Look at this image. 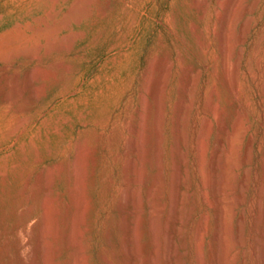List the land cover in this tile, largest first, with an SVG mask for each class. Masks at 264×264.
Returning <instances> with one entry per match:
<instances>
[{
    "label": "rangeland",
    "instance_id": "1",
    "mask_svg": "<svg viewBox=\"0 0 264 264\" xmlns=\"http://www.w3.org/2000/svg\"><path fill=\"white\" fill-rule=\"evenodd\" d=\"M222 1L226 3L228 0H208L207 14L201 20L198 11L200 8L194 4V0H0V172L7 173H0V264H31L38 239L37 220L41 218L39 216H42L43 210L39 204L34 205L35 200L28 197L26 190L42 174L48 172L56 178L51 190L52 204L50 203L52 206L56 205L53 206L55 213L52 212L51 205L49 210L52 212L49 217L52 219V215H56V218H49L48 221L49 229L56 228V231L53 233L52 229H48L51 233L48 234V239L60 247L61 238L58 237L63 236L61 228L65 229L67 226L65 215L70 207L68 181L72 177L73 182L83 186L85 184L84 187L88 188L82 186L83 191L87 190L84 192L87 196L83 192L82 195L84 194L88 203L85 201V205L91 208L89 228L82 239L83 264H103L99 256L103 249L113 259H122L124 264L130 262L123 250L125 233L115 223L119 218L111 206L106 209L103 207V200L106 187L114 179L117 182L120 179L121 169L116 167L114 158L124 151L123 142L130 135L128 122L137 115V108L142 103L141 97L146 91L145 80H149L148 101L151 102L148 103L150 107L148 104L146 107L149 108L150 116L146 112L145 126L148 127L142 132L145 136L146 132L150 136L151 128H155L157 104L152 101L153 86L159 90L158 99L162 98L159 101L162 103L160 130L165 162L162 202L166 206L169 203V183L173 172L171 147L173 149L175 108L181 98L182 84L185 82L194 86L188 90L191 86L186 84L190 106L184 134L190 184L184 191L191 207L190 214L188 213L191 217L189 216V221L185 219L187 224L183 225L187 242L184 264H198L195 231L201 220L206 221V231L199 243V248L202 249L199 262L220 264L217 256L212 254L217 248V217L209 187L208 163L223 118L230 125L238 118L243 119H240L243 135L235 143L238 145L236 150L234 147L237 168L231 176V184H234H230L233 190L230 196L237 194L234 190L240 189V180L245 173L247 178L246 186L242 189L244 201L234 206L228 215L229 227L233 231L238 227V219H243L241 235L244 236H241V245L232 242L231 248L236 246L231 249L233 259H229L228 264H264V257H261L264 253V0H241L234 13L232 53H239L242 57L240 74L237 75L239 78L231 75L232 80L239 79L234 81L239 84L236 83L239 86L237 98L228 92L216 76L221 72L217 14L223 12L225 5L221 7ZM253 2V10L246 13L247 7ZM245 21L250 24V28L245 34V41H239L240 25ZM196 25L205 31L206 38H200L204 42H199ZM231 60L233 64L234 57ZM74 90L77 94V107L64 101ZM212 90L217 95L214 97V109L210 110L205 103ZM74 108L76 109L73 110ZM77 113L83 114L84 118L80 119ZM205 117H209L211 121L202 142V149L205 151L202 171L207 177L205 195L208 197H202L200 179L195 169V139ZM26 119L28 123L25 134L18 138L12 136L17 124ZM67 119L73 120L72 126L65 122ZM56 126L62 127L61 134L55 132ZM145 136L142 138L148 145L145 146L146 142L143 144V152L147 148L151 149ZM248 145L250 151L246 156ZM77 156L82 158H76ZM244 156L248 157L247 163L243 161ZM146 170L152 172V176L157 173V170L150 167ZM89 180L92 182L90 185ZM137 187H142L141 192L145 189L142 184ZM87 205L84 206V211L79 209L75 212L77 220L86 218L87 214L82 212L88 211ZM58 206L61 207L60 211ZM30 207L36 214L29 222L28 232L29 236H33H30L33 246L22 255L18 250V240H21L19 237H22L23 231L21 221ZM141 211V214L144 212L141 216L145 218V209L142 208ZM142 217L140 224H143ZM56 219L57 224L54 223ZM78 224H74L75 232L79 231H76L77 228H85ZM55 225L60 226L61 230ZM107 228H113V244L105 241ZM142 235V240L138 242L141 246L137 243L136 247L146 251L141 254L144 256L148 254L149 247H146V234ZM177 242L180 240L177 239ZM115 245L119 253H115ZM73 252L74 249L63 246L54 257V262L68 264ZM143 258L139 256V264L144 263Z\"/></svg>",
    "mask_w": 264,
    "mask_h": 264
},
{
    "label": "bare ground",
    "instance_id": "2",
    "mask_svg": "<svg viewBox=\"0 0 264 264\" xmlns=\"http://www.w3.org/2000/svg\"><path fill=\"white\" fill-rule=\"evenodd\" d=\"M240 1L241 0H228L226 3L222 1L223 4H222V2H220L222 4L221 7H223L224 5L225 6L223 7V12H220L221 16L219 15L220 13H218V14L216 13L217 16H219L218 17V19H219V30H217L218 36L217 35L216 36L218 37V41H219V45H220L219 47H220V51H221L220 52L221 53V69H220L221 72L219 71L220 72L219 74H217L218 73L217 71H215V72L217 74L216 76L218 77L219 82L228 90V92L231 95H233L236 98L239 95L238 94L239 90L237 92V89H239V88H237V87H239L237 85H239V84H238V82H236L237 83V85H236V83L234 81L239 80L236 78L237 77L239 78V76H237V75L240 74V66H241L240 62H241L242 57L240 56L239 53H232V52H234V48L232 50V38L233 37H231L232 36L231 30L233 28L232 25H233V20H234V15H235L234 13H235L237 5H239ZM194 4H197L199 6L198 8H200V10H198L200 13V19L201 20L205 19V16H206L207 11H208V5H209L208 0H205L204 2L199 1V0H194ZM254 5H255L254 2L251 3L246 9V13H251V10H253ZM195 6L196 5H194V7ZM249 25L250 24L247 21L241 23L240 29H239V31H240L239 39H238L239 41H242V40L245 41L244 38L246 37V35H245L246 32H248L247 29L250 28ZM192 26H193V24H192ZM195 29H193V30H195ZM197 29H198V33H199L200 37L197 36L198 33H196L195 35H196V37L199 38L200 41L199 40L198 41L202 42L203 40L201 41L200 38H206L205 31L200 26ZM204 40L206 41V39H204ZM233 43H235V42H233ZM234 46H236V45H234ZM232 57H234V59H235L233 64L231 63ZM190 68H192V67H190ZM185 71H186V68H185ZM232 74H234L236 76V78H235V76L234 77L232 76L233 78H235V80H232V78H231ZM186 75H187V77L190 78V76H188V74H186ZM183 79H185V78H183ZM187 81H189V80L187 79ZM262 82H263V88L262 89L264 90V79ZM145 83H146V86H145L146 91H144V93L141 97L142 103H141L140 107L137 108V115H135V116L132 115L133 116L132 120H130L128 122V129H129L128 131L130 132V135L123 142L124 151L122 153H119L114 158V162H115L116 167L117 168L120 167V169H121L120 179L118 182L116 179H114L106 187L105 197L103 200V207L106 209L109 206H111L113 211L117 214V216L119 218L118 221L115 223L119 224V227L121 226L123 228L122 229L120 227L122 229L121 231L122 232L124 231L123 233H125V235H124L125 236V238H124L125 239V243H124L125 249L123 247V250L126 251L125 253L128 255V257L130 259V262H128V264H139L141 262L140 261L138 263L139 256H141L142 258L145 256V258H143L144 259L143 264H184L183 257L187 254L186 253L187 242H186V234H185V230H184L183 225L186 223L185 219L188 220L191 217L189 215L190 214L189 209L191 207L189 206V203H188V201H189L188 196L186 197V191H184V189H187L188 184H190L189 183L190 176L187 175L188 164H187V152L185 149L187 143L185 144V141H186L185 138L186 137L184 134L185 133V130H184L185 129V120L187 118V113L189 110L188 107L190 106L189 105L190 100H188V98H190V96L187 97V86L189 84L184 82L182 84V86L180 85L181 86V88H180L181 89V96H180L181 98H180L179 102L177 103L176 108L174 107L175 108V115H174V119H173L174 125L172 126L174 128V131L172 130L173 134H174L173 135L174 136V141H173L174 145H173V149L171 147V150H172L171 154L173 157V172L171 174V180L169 183V186H170V195H169V200H168L169 203H168V206H166L165 205L166 203L163 204V202H162L163 184H164V180H165L164 179L165 178V172H164L165 162H164V158H163L164 153H163V149L161 146L162 134H161V130H160V125H161L160 123L162 122L160 120V114L162 113L161 112L162 111L161 110L162 109V107H161L162 103L161 104L159 103V101L162 98L160 97L161 99L160 100L158 99V93H159L158 91L159 90H157V88L156 87L154 88V86H153V95H152L153 100L152 101L154 102V104H157V109L155 107V109H156L155 115L156 116L154 118L155 119L154 120L155 121V126H154L155 128L154 129L155 130L152 127L151 128V135L149 136L148 135L149 133L146 132L147 136H145V133H142V132H143V130H145L144 129L145 127H148L147 125L145 126V124H146L145 121L147 120L146 112L148 113V111H149L148 110L149 108L146 109V107L149 105L148 103L151 104V102L148 101V93L150 90L149 80L147 82L145 80ZM150 83H151V80H150ZM180 83H181V81H180ZM162 84H160V85H162ZM186 84H188V85H186ZM143 85H145L144 82H143ZM163 85H165V84H163ZM163 85L161 86L162 88H163ZM189 86H191V85H189ZM193 87L194 86L189 87L188 90L190 88H193ZM178 90H179V88H178ZM193 90H195V89H193ZM213 90H212V93L210 94V96L206 99L207 102L205 103V104H207V107L210 110L214 109V107H213L214 106V97H215V95H217L214 92L216 90H214V91ZM190 92H192V91H190ZM76 95H77L76 90H74L71 93H69L68 97H65L64 101L66 103H73V107H77L75 105ZM217 99H219V98H217ZM154 106H156V105H154ZM149 107H150V105H149ZM75 109L76 108H74L73 110H75ZM237 110H238V108H237ZM21 111H22V109H21ZM77 112H79V111H77ZM77 115L80 119L84 118V115L81 113H77ZM147 115H149V113ZM235 118H237V117H235ZM240 119L243 120L242 118H240ZM240 119L239 118L236 119L234 121V123H232L230 125L226 121V119L223 118V121L221 122V126L219 129L220 133H219L217 142L215 144L213 154H212V156L209 160V163H208L209 164L208 169L210 170L209 171L210 172V175H209L210 186L209 187H211L212 195L214 198L213 202L215 203V209H216V213H215L216 215L215 216L217 217V220H216L217 221V224H216L217 228H215L216 229L215 230V240H216L217 248H215L214 253H212V254H213V256L214 255L217 256V258H218L217 260H219L220 264H228L229 259H231V257H232L231 249H233V247H235L236 245H241V241H243L241 238V236H242L241 235V233H242L241 221L243 219L241 217L238 219L239 222H238V227H237L236 231H233L232 230L233 228L229 227L230 223H228L229 222L228 220L230 218V217L228 218V215H230L229 214L230 211L232 212L233 211L232 209H234L233 207L242 203V200L244 199V196H243L244 192H242V191L244 190L243 187L246 186V179H247L246 173H245L244 177L242 176L243 178L240 180V189L234 190V191H237V194L236 195L234 194V196H230L233 193L231 185L234 184V183L231 184V176L234 175L235 169L237 168L236 167V165H237L236 159L237 158L235 159V157H237V156L235 154V152H236L235 150H236V147H238V145L236 146L235 143L237 144V142L240 139L239 136L243 135V134H241L242 133V130H241V126H242L241 122L242 121ZM209 120H210L209 117L203 118L202 123H201V128H199L200 130L198 131L196 139H195V149H196V156H197L195 169L197 170V175L200 179L202 197L207 196V195H205V185H208L205 181V179L207 177L203 174V171H202L203 161H205V160H203V158L205 157L204 156L205 151L203 150L204 148L202 149V147H203L202 142L206 136L205 134H206L207 130H209L208 129L210 126L209 124L211 122ZM218 120H220V119H218ZM18 122H20V121H18ZM65 122H67L71 126L74 123L73 120H71V119H67ZM27 123L28 122L26 119V120H22L19 124H17L16 130L14 129L15 131L14 130H13L14 132L12 131L13 132L12 136H17V138L22 137L25 134V130H26L25 128H26ZM156 128H157V131H156ZM146 131H147V128H146ZM55 132L58 134H61L62 127L60 128V126L59 127L56 126ZM143 135L148 138V142H150V144H151V149L147 150L148 148L146 149V147H145V149L147 151L144 150V152H143V148H144L143 144L146 141L142 138ZM153 138H154V140H153ZM146 145H148V143L145 144V146ZM234 147H235V150H234ZM240 147H239V149H240ZM247 149H246L247 150L246 156L248 155V151H250L249 150L250 145H248ZM82 150H83V148L81 149V152H82ZM79 154H80V152H79ZM234 154H235V157H234ZM76 155H77V153H76ZM246 156H244V159H243L244 163L246 161V158H248ZM78 157H79V159L82 158L80 156H77L76 158H78ZM75 162H77V159ZM246 163H247V161H246ZM148 167L152 168L153 170H157V173H155V175L152 176L153 173L150 172L152 174L151 175L146 170ZM56 169H58V168H56ZM206 172L207 171H205V173ZM52 173H54V172H52ZM83 173H84V169H83ZM1 174L7 175V173H1ZM69 178H70V180L68 181L69 182L68 183L69 184L68 185V192H69V200H70L69 206L70 207H69V209H67L68 213L65 215L66 216L65 221H66L67 226L65 225L66 226L65 229L61 228L63 231V236L58 237V238H61L60 247L58 245L54 244V242H52L50 239H48V234L50 233V232H48L49 225H50V222H48V221H50L49 218L51 217V216L49 217V215L52 212L55 213V211H54L55 209L53 208V206H56L54 204H53V206L51 205L52 204L51 203L52 202L51 190H53L52 188H53L54 181L56 178L51 176L49 174V172L44 173L41 175L40 178H38V180L32 185V187H27L26 191H28V193H29L28 197L30 196V198H33L35 200V202H34L35 204L34 203L33 204L34 205L39 204L43 210L42 216H39L41 218L38 217L39 220H37L38 221L37 225L39 227L38 231H37L38 232V234H37L38 239H37V244L34 247V253L32 255L33 260L30 259V260H32V262H30L31 264H57L54 262V257L56 256V254L58 255V252L61 250V248L63 246L67 249L68 248L74 249V252L72 254V258L68 262V264H83V261H85V260H82L83 259L82 252H83V248H84V244L82 242V239L84 237L85 232L88 231V228H89V215H90L89 211L91 208L90 209L88 208V205H87L88 203H87L86 199L83 197V195L86 193L85 191H87L85 189H84L85 191L82 190L83 184L81 185L78 182L75 183V182H73L72 177H69ZM80 178H82V176ZM232 179H233V177H232ZM81 180L83 181V179H81ZM86 181H87V179H86ZM84 183H85V181H84ZM91 183H92L91 180H89V185ZM138 184L144 185L145 189L143 192H141L142 190H140L142 187H140V189H139V187H137ZM84 186H85V184H84ZM139 186H141V185H139ZM230 187H231V189H230ZM84 188H86V187H84ZM86 189H88V188H86ZM82 192L83 193L85 192V193L82 195ZM206 192H208V191H206ZM87 200H88V198H87ZM53 201H54V199H53ZM85 201L87 203L86 205H87L88 211L82 212V213L87 214V216H85L87 219L81 218V219L77 220L78 218H77L75 212H78L79 209L82 210L84 208V206H86ZM50 205L52 206L51 210L54 209L52 212L51 211L49 212L50 207H51ZM60 208L61 207L58 206V211H60ZM142 208H144L145 212H146L145 218L141 216L142 214L144 215V212L141 214ZM83 211H84V209H83ZM63 212H65V211H63ZM56 213L59 214V212H56ZM58 214H57V217H58ZM187 215H188V217H187ZM34 216H36V214L34 213L33 209H31V207H30L29 212L24 217V219L21 221V227L23 228L22 229L23 231H22V237H19V238H21V240L20 239L18 240L19 241L18 250L21 254L24 251H27L31 246H33V245H31L32 244L31 243V240H32L31 237H33V236L30 235L31 236L30 237L28 232H29V222ZM262 216H263V220H264V213L262 214ZM54 217L52 215V219ZM141 217L144 219V220L142 219L143 224H140L141 222H139V221H141V219H140ZM37 221H35V222H37ZM55 222H56V224L58 223L57 219H56V221H54V223ZM76 222L79 223L78 224L79 227L85 226V228L83 229V227H82L81 229H78L76 227L77 228L76 231L77 230H79V231L75 232L74 224ZM205 222L206 221L201 220L199 225L197 224L198 226L196 227V231H195V243H196L195 246H196V252H197L196 254L198 256V264H200L199 261H200V257L202 256L201 255L202 249L199 248V246H201L199 243L202 242L201 239L204 236V233L206 231ZM141 225H142V227H141ZM55 226L57 227V225H55ZM116 226H118V225H116ZM59 227H57V228L60 231L61 229ZM140 227L142 229H140ZM30 228H31V226H30ZM32 229H34V228H32ZM51 229H49V230H51ZM112 229L107 228V230L105 231L104 238H105V241L107 244H113L112 243V239H113V230ZM54 230L56 231V228L52 229V231H54ZM31 231L33 232V230H31ZM55 231L53 233H55ZM59 231H57V233ZM61 232H59V233H61ZM57 233H56V235H57ZM142 233L146 234L145 240H146V243H148L146 247H149L148 248V254L144 255V256L141 255L144 252L143 251L144 249L141 250L138 247H136L137 243L140 242V240H142V237H143ZM50 235H51V233H50ZM56 235H55V237L57 238L58 235L57 236ZM55 237H54V239H56ZM242 237H244V236H242ZM177 239L180 240L179 243L177 242ZM145 240H143V241L145 242ZM6 241H4L5 244H6ZM143 241H141V242H143ZM232 242L233 243L235 242L236 245L231 248ZM58 243H59V241H58ZM146 243H144V245H146ZM139 245L141 246V244L138 243V246ZM113 248L115 249V253H119L118 247H116V245ZM263 248H264V246H263ZM261 249H259V250L261 251ZM5 250H6V248H5ZM2 251H3V249H2ZM145 252H144V254H145ZM20 253H18V254L20 255ZM108 253L109 252H107L106 249H103L100 251L99 256H100V260L102 261L103 264H124L122 259H113L111 256H109ZM112 253H114V252L112 251ZM253 254H255V250H254ZM22 255H24V254H22ZM22 255H20V256H22ZM261 257L262 258L264 257V253ZM202 259L203 258H201V260ZM215 259H216V257H215ZM232 259H231V261H232ZM30 260H28V261H30ZM202 263H203V261H201V264ZM213 263H215V262H213ZM25 264H27V263H25Z\"/></svg>",
    "mask_w": 264,
    "mask_h": 264
}]
</instances>
